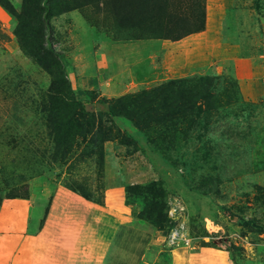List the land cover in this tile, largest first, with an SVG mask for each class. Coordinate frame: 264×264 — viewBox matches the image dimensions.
Here are the masks:
<instances>
[{
	"label": "rangeland",
	"instance_id": "obj_1",
	"mask_svg": "<svg viewBox=\"0 0 264 264\" xmlns=\"http://www.w3.org/2000/svg\"><path fill=\"white\" fill-rule=\"evenodd\" d=\"M9 1L20 10L22 0ZM47 2L54 13L50 46L67 58L71 88L87 109L104 108L93 104L100 96L205 74L217 76L220 89L228 92L236 84L237 95L229 93L235 100L220 107L207 130L198 128L190 140L180 137L167 152L171 162L149 148L131 123L116 118L133 145L104 143L101 178L89 164L74 171L51 161L53 145L42 112L50 76L22 50L12 32L14 17L0 5V210L25 199L35 230L52 196L70 191L66 186L80 187L102 203L114 182L161 181L166 198H180L186 206L190 241L173 246L188 247L171 254L175 264H189L190 258L194 264H220L226 254L234 264H264V0H204L203 29L178 40L166 38L167 26L186 19L195 0ZM7 224V218L0 221ZM143 230L116 231L112 258L120 252L121 236L130 240L123 264L143 262L148 250L156 252L155 244L160 252L145 264H174L166 233L156 239L153 231Z\"/></svg>",
	"mask_w": 264,
	"mask_h": 264
},
{
	"label": "trees",
	"instance_id": "obj_2",
	"mask_svg": "<svg viewBox=\"0 0 264 264\" xmlns=\"http://www.w3.org/2000/svg\"><path fill=\"white\" fill-rule=\"evenodd\" d=\"M203 1L195 0V8L186 19L177 18L168 25L166 38L178 40L201 31L205 16ZM0 5L14 17L12 32L22 50L50 76L42 112L53 145L51 161L74 171L82 164H89L94 176L101 178L104 143L116 140L126 147L133 145L126 130L116 124V118L131 123L143 135L149 148L171 162L167 152L181 142L180 137L190 140L198 128L207 130L210 120L214 122L219 116L220 107L235 100L231 95H237L236 84L232 83L228 92L227 87L220 89L217 76L205 74L171 79L118 97L100 96L93 104L104 108L87 109L76 99L71 88L66 75L70 65L67 58L50 46L47 32L54 15L52 5L47 0H22L20 10H16L9 0H0ZM93 93L88 91L91 97H94ZM181 124H187V128L180 129ZM66 187L88 201L101 204L80 187ZM124 193L130 202L140 207L139 220L154 230L167 233L173 227L174 222L167 212L169 198H166L161 181L129 184L124 187Z\"/></svg>",
	"mask_w": 264,
	"mask_h": 264
},
{
	"label": "crops",
	"instance_id": "obj_3",
	"mask_svg": "<svg viewBox=\"0 0 264 264\" xmlns=\"http://www.w3.org/2000/svg\"><path fill=\"white\" fill-rule=\"evenodd\" d=\"M124 186L116 182L110 184L101 204L88 201L72 191H58L52 196V202L35 230L31 228L26 200L17 199L12 203L13 208L0 210V221L8 219L7 228L0 225V229L9 232H0V264H105L102 260L108 258L123 264L130 240L120 236V252L112 258L113 245H116L112 236L116 231L123 228L128 232L144 229L143 232L153 231L156 239L159 233L167 235L166 231L154 230L137 218L140 207L126 198ZM17 205L24 207L19 208ZM19 237H23V241ZM154 246L156 252L148 250L145 260L139 264H145L153 254L160 252L159 248L156 250V244ZM183 247L169 249V257L174 264L175 259L171 254H177V250ZM203 248H189V251L196 253ZM219 251L226 253L221 249ZM226 255L225 259L221 257L220 264H234L230 256ZM189 261V264L193 263L191 258Z\"/></svg>",
	"mask_w": 264,
	"mask_h": 264
},
{
	"label": "built area",
	"instance_id": "obj_4",
	"mask_svg": "<svg viewBox=\"0 0 264 264\" xmlns=\"http://www.w3.org/2000/svg\"><path fill=\"white\" fill-rule=\"evenodd\" d=\"M168 205V217L174 222V225L166 235V244L170 247L181 243L189 246L188 227L185 223L186 220H184L187 214L186 206L177 197H170Z\"/></svg>",
	"mask_w": 264,
	"mask_h": 264
}]
</instances>
